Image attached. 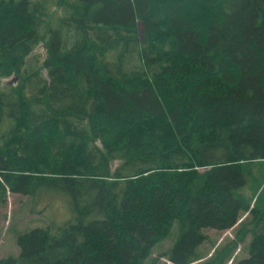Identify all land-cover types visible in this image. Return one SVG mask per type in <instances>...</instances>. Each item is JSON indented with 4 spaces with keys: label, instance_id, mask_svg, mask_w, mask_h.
Segmentation results:
<instances>
[{
    "label": "trees",
    "instance_id": "obj_1",
    "mask_svg": "<svg viewBox=\"0 0 264 264\" xmlns=\"http://www.w3.org/2000/svg\"><path fill=\"white\" fill-rule=\"evenodd\" d=\"M257 165L264 0H0V204L71 212L0 264H146L171 233L168 264H195L236 226L235 264H264Z\"/></svg>",
    "mask_w": 264,
    "mask_h": 264
},
{
    "label": "rangeland",
    "instance_id": "obj_2",
    "mask_svg": "<svg viewBox=\"0 0 264 264\" xmlns=\"http://www.w3.org/2000/svg\"><path fill=\"white\" fill-rule=\"evenodd\" d=\"M256 168L258 173L260 169L264 170V165H257ZM70 217L69 199L62 193L58 195V193L46 192L37 197L8 193L4 202L0 204V259L20 255L17 240L22 233L36 227H46L51 224L57 226L69 220ZM237 227L223 232L207 230L209 242H206L202 248L206 257L195 264H207L216 250H224V248L228 249L224 264H235L240 259L248 257L247 246L251 237L246 235L242 237L243 240L237 238ZM173 231L175 232V228ZM174 238L175 234L171 233L169 238L158 243L152 258L146 264H168L165 253L171 249Z\"/></svg>",
    "mask_w": 264,
    "mask_h": 264
},
{
    "label": "water",
    "instance_id": "obj_3",
    "mask_svg": "<svg viewBox=\"0 0 264 264\" xmlns=\"http://www.w3.org/2000/svg\"><path fill=\"white\" fill-rule=\"evenodd\" d=\"M138 31H139V35H140V37L142 38V37H143V36H142L143 28H142L141 23H139ZM17 81H18V77L15 76V77H13L11 80L7 81V84H8V85H15V84L17 83Z\"/></svg>",
    "mask_w": 264,
    "mask_h": 264
}]
</instances>
